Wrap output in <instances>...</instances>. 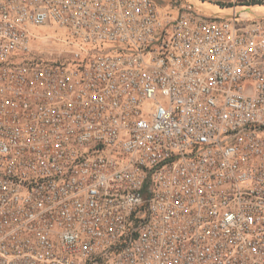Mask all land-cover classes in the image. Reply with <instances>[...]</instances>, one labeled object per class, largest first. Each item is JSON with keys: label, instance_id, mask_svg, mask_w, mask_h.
Instances as JSON below:
<instances>
[{"label": "built area", "instance_id": "built-area-1", "mask_svg": "<svg viewBox=\"0 0 264 264\" xmlns=\"http://www.w3.org/2000/svg\"><path fill=\"white\" fill-rule=\"evenodd\" d=\"M213 6L0 0V264H264V14Z\"/></svg>", "mask_w": 264, "mask_h": 264}, {"label": "rangeland", "instance_id": "rangeland-1", "mask_svg": "<svg viewBox=\"0 0 264 264\" xmlns=\"http://www.w3.org/2000/svg\"><path fill=\"white\" fill-rule=\"evenodd\" d=\"M158 5L163 6L166 3H173L175 6L180 7L187 0H155ZM190 2V1H188ZM194 2V1H193ZM190 2L192 4L197 3H208L211 5H219V6H239L236 10L240 11L242 16H255L258 14H264V5L263 4H255L249 5L242 0L232 1V0H206L204 2L200 0H196V2ZM257 5V6H256ZM209 6V5H203ZM197 7V6H196ZM198 8V7H197ZM213 11L219 12L216 7L211 8ZM263 10V11H262ZM227 12V11H223ZM32 39L30 41V55L31 56H40L46 61H53L55 59H60L61 61L66 60L68 57L66 53L67 48L64 44L65 32L56 27H44V28H36L31 29Z\"/></svg>", "mask_w": 264, "mask_h": 264}, {"label": "crops", "instance_id": "crops-1", "mask_svg": "<svg viewBox=\"0 0 264 264\" xmlns=\"http://www.w3.org/2000/svg\"><path fill=\"white\" fill-rule=\"evenodd\" d=\"M192 1H196V0H192ZM201 4V6H202V10L204 11V12H216V11H213L211 8H213L214 6L213 5H211V4H208V3H200ZM195 5V4H194ZM203 5H209V6H203ZM196 6V5H195ZM218 10V9H217Z\"/></svg>", "mask_w": 264, "mask_h": 264}, {"label": "trees", "instance_id": "trees-1", "mask_svg": "<svg viewBox=\"0 0 264 264\" xmlns=\"http://www.w3.org/2000/svg\"><path fill=\"white\" fill-rule=\"evenodd\" d=\"M200 1L204 2L206 0H200ZM248 4L249 5L264 4V1H250Z\"/></svg>", "mask_w": 264, "mask_h": 264}, {"label": "bare ground", "instance_id": "bare-ground-1", "mask_svg": "<svg viewBox=\"0 0 264 264\" xmlns=\"http://www.w3.org/2000/svg\"><path fill=\"white\" fill-rule=\"evenodd\" d=\"M187 1L193 2L192 0H187ZM194 2H196V1H194ZM194 2H193V3H194ZM194 4H195L199 9H201V10L203 9L202 6H201V4H197V3H194ZM256 6H257V5H256ZM262 11H263V10H262ZM244 17H245V16H244Z\"/></svg>", "mask_w": 264, "mask_h": 264}]
</instances>
